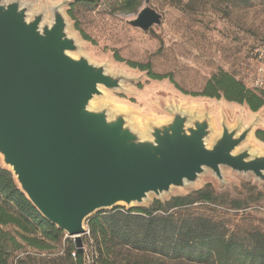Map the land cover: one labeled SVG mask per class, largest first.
I'll return each instance as SVG.
<instances>
[{
    "label": "water",
    "instance_id": "obj_1",
    "mask_svg": "<svg viewBox=\"0 0 264 264\" xmlns=\"http://www.w3.org/2000/svg\"><path fill=\"white\" fill-rule=\"evenodd\" d=\"M50 14L32 2L0 0V156L31 204L80 253L85 223L97 212L185 189L207 169L221 182L223 167L264 181V155L236 153L253 126L239 133L223 122L210 146L207 116L174 110L170 122L142 135L127 113L94 110L101 89H121L123 77L75 58L79 45L61 5ZM161 22L147 6L130 25L148 31Z\"/></svg>",
    "mask_w": 264,
    "mask_h": 264
},
{
    "label": "rangeland",
    "instance_id": "obj_2",
    "mask_svg": "<svg viewBox=\"0 0 264 264\" xmlns=\"http://www.w3.org/2000/svg\"><path fill=\"white\" fill-rule=\"evenodd\" d=\"M23 1L32 2L37 11L45 6L49 20L50 7L61 5L69 35L79 45V52L73 56H85L123 77L121 89H101L103 95L97 97L94 110L107 108L110 114L118 110L127 113L133 129L142 135H147L152 125L170 122L174 110L197 118L207 116L213 129L210 146L222 134L223 122L230 129H239V133L253 126L236 153L248 148L256 155H264V142L257 137L258 131L264 132V108L254 113L245 104L200 96L207 82L219 72L230 74L258 94L264 92V0H150L149 4L138 0L130 11L121 9L123 0ZM147 6L162 16L161 24L148 31L131 26L130 22ZM130 64L149 65L153 74L167 78L151 79L147 71ZM222 174L223 182L207 169L196 184L185 189H173L161 198L152 195L141 205L116 208H149L156 200L165 203L210 186L217 201L197 203L190 209L191 214L211 219L229 234L244 239L250 232L264 233V181L228 167L222 168ZM112 210L97 212L86 221L87 233L82 237L84 264H101L97 243L88 229L89 220ZM75 250V240L64 232L62 240L45 251L23 243L10 262L74 264ZM116 256V263L111 257L113 264L161 262L154 255L128 250H121Z\"/></svg>",
    "mask_w": 264,
    "mask_h": 264
},
{
    "label": "trees",
    "instance_id": "obj_3",
    "mask_svg": "<svg viewBox=\"0 0 264 264\" xmlns=\"http://www.w3.org/2000/svg\"><path fill=\"white\" fill-rule=\"evenodd\" d=\"M245 3L250 0H242ZM138 0H123L121 9H135ZM147 71L154 80L166 76L152 73L149 65L130 64ZM200 96L247 105L252 112L264 108V92L248 89L228 73L219 72L205 85ZM257 137L264 142V132ZM210 186L187 196L158 200L149 208L102 212L88 222L91 238L98 246L101 264H113L117 253L128 250L154 255L161 262L185 264H264V233L254 231L241 238L219 223L190 213L197 203H214ZM238 207V206H237ZM11 227L12 230H5ZM64 232L48 222L20 190L13 173L0 162V264H11L15 252L27 246L45 251L62 240ZM120 249V250H119ZM76 251L74 264H84V253ZM71 255V253H70ZM114 257L112 263L111 257ZM160 262V264H162Z\"/></svg>",
    "mask_w": 264,
    "mask_h": 264
},
{
    "label": "bare ground",
    "instance_id": "obj_4",
    "mask_svg": "<svg viewBox=\"0 0 264 264\" xmlns=\"http://www.w3.org/2000/svg\"><path fill=\"white\" fill-rule=\"evenodd\" d=\"M36 10V9H35ZM98 100V98H96L93 102H92V104H91V107L93 108L94 107V105H95V103H96V101ZM0 162H2L3 163V158H2V156H0ZM194 188V187H193ZM189 190H192V189H189ZM172 191H173V189H172ZM171 191V192H172ZM170 192V193H171ZM150 197H151V195L149 196V198L147 199V200H145V202H147L149 199H150ZM144 202V203H145Z\"/></svg>",
    "mask_w": 264,
    "mask_h": 264
}]
</instances>
